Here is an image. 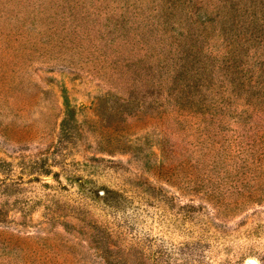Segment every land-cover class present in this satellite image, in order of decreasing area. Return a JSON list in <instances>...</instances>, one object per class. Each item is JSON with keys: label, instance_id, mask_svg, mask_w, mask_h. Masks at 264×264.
Segmentation results:
<instances>
[{"label": "rangeland", "instance_id": "rangeland-1", "mask_svg": "<svg viewBox=\"0 0 264 264\" xmlns=\"http://www.w3.org/2000/svg\"><path fill=\"white\" fill-rule=\"evenodd\" d=\"M0 264H264V0H0Z\"/></svg>", "mask_w": 264, "mask_h": 264}]
</instances>
